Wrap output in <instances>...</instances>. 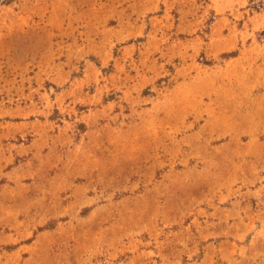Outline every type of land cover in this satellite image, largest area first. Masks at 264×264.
Returning a JSON list of instances; mask_svg holds the SVG:
<instances>
[{"label": "rangeland", "instance_id": "374dc122", "mask_svg": "<svg viewBox=\"0 0 264 264\" xmlns=\"http://www.w3.org/2000/svg\"><path fill=\"white\" fill-rule=\"evenodd\" d=\"M0 264H264V0H0Z\"/></svg>", "mask_w": 264, "mask_h": 264}]
</instances>
